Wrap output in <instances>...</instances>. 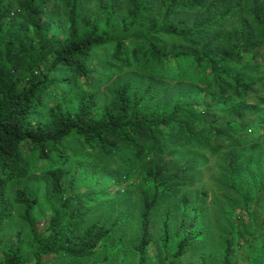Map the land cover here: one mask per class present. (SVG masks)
Listing matches in <instances>:
<instances>
[{"label":"trees","instance_id":"1","mask_svg":"<svg viewBox=\"0 0 264 264\" xmlns=\"http://www.w3.org/2000/svg\"><path fill=\"white\" fill-rule=\"evenodd\" d=\"M89 1L62 0L64 20L58 27L49 15L54 0H0V264L83 262L125 243L124 229L132 222L135 264H146L149 245L155 246L158 264H233L234 256L264 264V158L258 152L241 160L227 155L221 181L227 213L213 231L206 223L197 225V204L186 195L178 199L180 218L170 228L169 208L159 225L154 217L160 196L172 190L168 182L182 183L189 166L170 173L157 158L143 169L135 221L122 212L94 218L112 187L125 185L127 176L117 169L105 172L107 180L112 177L109 188L77 190L75 182L102 165L125 170L161 156L173 141L190 143L204 132L215 146L248 141L246 131L264 118L254 117L264 108V78L250 80L230 68L244 58H263L261 0H123L122 12L113 2L97 1L98 15L87 11ZM100 51L110 68L143 67L174 83L155 91L151 79L139 86L124 77L100 101L76 85L90 77ZM188 68L225 111L214 113L209 102L196 98L193 82L182 84ZM36 172L48 189V215L40 224L32 215L34 190L21 185L6 192L9 184ZM15 207L28 238L16 231L4 240L2 226Z\"/></svg>","mask_w":264,"mask_h":264},{"label":"rangeland","instance_id":"2","mask_svg":"<svg viewBox=\"0 0 264 264\" xmlns=\"http://www.w3.org/2000/svg\"><path fill=\"white\" fill-rule=\"evenodd\" d=\"M97 1L102 4L113 2L117 9L121 12L123 11V0H90L86 4L88 12L96 15L99 14L96 7ZM261 3L264 5V0H261ZM49 15L54 20L53 23H55V25L57 24L56 26L61 27L63 25L64 9L62 6V0H54L50 6ZM261 54L263 55L262 59L261 56L258 60L257 58H244L243 60L241 59L240 64L231 67L230 69L235 73H240L243 76H246V78L250 80H257L261 82L264 78V51H261ZM107 63V58H104V52H97L90 65L92 74H90V77L86 80H77V88L94 92L96 97L101 101L105 100L109 95L108 91L110 87L124 77L130 76L132 79L134 78V84L139 86H143V83L147 79H151L154 81L155 91H158V88H162L163 86L168 87L174 83L165 79L160 80L154 76L151 71L143 67L116 69L114 66L110 68ZM253 63H256L257 65L254 66ZM187 72V76H185L181 81L182 84L185 85L191 82L189 84L193 85L194 83V93L199 95L196 98L201 99L202 103L209 102V107L212 108L214 113H216L217 110L225 111L223 106L217 108L216 105L211 102L215 98V95H213V91L207 87V83L197 78L194 75L195 73L190 68H188ZM189 77H192L193 79L189 80ZM190 96L192 97L194 94H190ZM248 102L252 103L251 100ZM255 116L264 117V108L262 112H254V117ZM249 130L250 131H246L248 141L245 143L241 142V144H238L237 142L233 145V143L226 142V144L215 146L209 141V134L204 132V136L202 135L200 138H194L190 143H184L179 140L173 141V143L166 147L161 156L154 155L150 158L143 159L132 166L129 165L125 170L115 167L113 164H107V167L102 165L90 172V176L77 175L75 177V182L79 183L77 185V190H84L86 188H90L91 186L93 188H100V186L106 188L111 187L112 177L109 175L110 179L107 180L108 177L105 172L106 170L112 168L117 169L118 174L121 175L122 178H124L125 175L127 176L125 185L121 187H112V196L103 198L102 201L106 202V204L103 209L96 216H94V218L100 217L108 219L122 212V216L127 214L133 215L132 221H135L137 205L139 203V191L144 186V184H141L140 182L143 169L146 166L152 165L157 158H160V160L166 164L170 173H174L175 171L182 170V168L189 166V171L185 174V180L182 183L172 181L168 182L171 183L172 190L167 193H163L160 196L161 204L154 217L157 218L159 225L160 220L164 217L163 215L160 218V215L164 212L165 208H169V211L165 214V216L168 217L167 226L170 228L174 223H177L180 218L181 205L179 204L178 199L180 196L186 195L188 197V202L191 204H197V225L200 224L201 226L206 223L209 231H213L215 226H219L223 223L227 213L226 210H224V203L226 202V196L228 195L226 190L223 188L224 183L221 181L224 180L222 168L224 169L225 167L226 157L229 152H233L238 155L240 158L239 160H241L246 153L248 154L249 152H258L262 156V159L264 158V132H262L264 131V118L261 121H255L253 127ZM75 163V161H71L69 164L74 166ZM94 176L99 177L100 180L98 183L94 179ZM234 177L235 180L238 181L240 180L241 175L238 173ZM21 185H26L36 192L37 202L32 211V215L35 221L40 224L42 218L48 215V204L46 202L48 189L46 186V179L39 172H36V174L29 177L27 180L12 182L6 189L8 196L11 195L15 187ZM148 186H152V184H148ZM221 190H223L224 193ZM201 193H204V195L202 198L198 199ZM19 212L20 209L15 207L12 215L4 222L1 230V236H3L4 240H7V238L11 237L16 231H20L21 237L24 239L28 238V231L25 224L17 217ZM259 215V218H261L262 214ZM133 223L134 222L130 224L128 230L124 229L123 237L125 243L121 242L118 243V245H113L111 248L102 250V252L83 262H70L69 264H135V255L129 248L130 244L137 239L136 231L134 233ZM207 224L210 225V227ZM154 253L155 246L149 245L146 253L148 258L146 264H158L154 258ZM204 253L207 254L208 252ZM105 254L107 258L102 260V256L105 257ZM211 263L212 262H210V260L195 261L194 263L193 261L188 260L177 264ZM233 264H246V262L244 261L243 256H234Z\"/></svg>","mask_w":264,"mask_h":264}]
</instances>
